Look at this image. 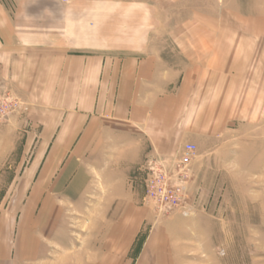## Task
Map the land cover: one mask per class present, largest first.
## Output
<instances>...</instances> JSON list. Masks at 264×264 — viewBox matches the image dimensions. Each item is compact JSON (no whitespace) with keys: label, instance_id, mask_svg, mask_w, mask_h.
<instances>
[{"label":"rangeland","instance_id":"374dc122","mask_svg":"<svg viewBox=\"0 0 264 264\" xmlns=\"http://www.w3.org/2000/svg\"><path fill=\"white\" fill-rule=\"evenodd\" d=\"M104 11L111 43L145 39L142 54L159 53L178 88L184 79L178 125L195 153L185 176L186 144L160 159L172 183L185 181L182 207L145 199L149 160L133 198L113 207L89 205L104 193L88 191L89 168L69 155L64 175H24L43 145L25 143L23 118L7 121L21 106L12 96L0 123V264H135L143 248L142 264H264V0H119Z\"/></svg>","mask_w":264,"mask_h":264},{"label":"crops","instance_id":"0c3cea01","mask_svg":"<svg viewBox=\"0 0 264 264\" xmlns=\"http://www.w3.org/2000/svg\"><path fill=\"white\" fill-rule=\"evenodd\" d=\"M12 1L0 0V92L21 104L7 121L23 118L25 143L43 145L24 175L47 181L59 166L65 174L66 161H80L88 191L104 193L89 205L113 207L135 195L144 160L196 143L178 125L184 79L178 88L175 75L161 72L159 53L142 54L145 39L121 46L99 31L98 17L119 0ZM119 49L130 54L106 52Z\"/></svg>","mask_w":264,"mask_h":264},{"label":"built area","instance_id":"2783aa9c","mask_svg":"<svg viewBox=\"0 0 264 264\" xmlns=\"http://www.w3.org/2000/svg\"><path fill=\"white\" fill-rule=\"evenodd\" d=\"M16 106V102L8 93H0V123ZM195 153L193 144H186L177 163V176L186 175L187 166L192 155ZM146 178L144 180L145 199L152 201L158 211L166 209H180L185 197L183 179L172 183L161 160L152 159L146 162L144 167ZM185 184V183H184Z\"/></svg>","mask_w":264,"mask_h":264}]
</instances>
